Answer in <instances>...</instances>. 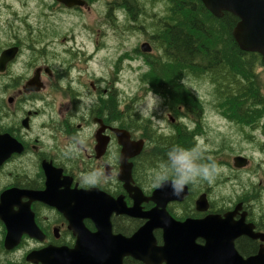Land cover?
<instances>
[{
	"label": "flooded vegetation",
	"instance_id": "flooded-vegetation-1",
	"mask_svg": "<svg viewBox=\"0 0 264 264\" xmlns=\"http://www.w3.org/2000/svg\"><path fill=\"white\" fill-rule=\"evenodd\" d=\"M99 1H86L87 7ZM131 1L135 10L138 0ZM112 3L106 4L109 14L128 20L117 0ZM56 4L70 12L87 8ZM15 22L26 20L0 23L10 27L12 38L2 43L0 56L14 50L0 71V264H199L197 260L220 258L233 264L235 254L243 260L260 256L264 262L262 212L255 218L246 205L255 191L236 200L216 198L217 185L206 183L203 188L201 180L174 196L169 183L157 179L171 165L169 153L185 162L188 153L195 154L196 144L187 150L170 140L186 130L194 133L195 141L198 128L190 130L184 116L200 117L202 111L195 115L191 106L186 111L181 104L173 110L145 83V93L162 99L169 118L157 114L153 122L137 111L123 112L118 82L110 91L102 88L103 76L84 82L79 73L71 74L75 50L82 46L62 48L60 55L51 40L56 33L39 27L24 32L19 24L11 26ZM51 55L61 57L60 70L45 65ZM75 85L85 91L76 92ZM50 86L68 87L69 105L62 112L56 108L59 115L43 94ZM109 99L115 111L105 107ZM125 141L130 146L124 153ZM188 159L190 166L203 165L201 159ZM232 167L236 169L234 162ZM105 198L115 202L109 217ZM138 233L139 242L129 244L140 248L144 261L132 255L118 261L117 243L133 241ZM167 241L173 244L157 253Z\"/></svg>",
	"mask_w": 264,
	"mask_h": 264
},
{
	"label": "rangeland",
	"instance_id": "rangeland-1",
	"mask_svg": "<svg viewBox=\"0 0 264 264\" xmlns=\"http://www.w3.org/2000/svg\"><path fill=\"white\" fill-rule=\"evenodd\" d=\"M112 1L100 0L91 4L92 6L89 4L86 11L70 12L58 6L54 0H0V23L7 20L9 24L25 18V24L15 22L11 26L16 28L19 24L24 32L37 30L39 27L44 32L56 33L58 37L51 40L59 49L60 55L62 48L82 46V50H75L74 61L71 62L75 69L71 72L72 75L79 73V78H85L84 82L103 76L106 86L103 85L102 88L110 91L113 84L118 82L116 88L119 91L120 110L137 111L153 119V122L157 121L158 115L167 119L169 117L162 110V99L147 95L149 89L142 82V77L148 72V66L139 55L143 43L150 45L151 56L161 55L151 38L156 34L154 31L159 26V20L165 16L167 3L138 0L135 10L129 5L134 10V20L124 8L127 20L122 16L118 17V13L114 17L109 14L106 4H111ZM117 2L121 3V0ZM127 2L133 4L130 0ZM110 6L116 7L114 3ZM9 29L10 27H0V48L2 43L12 39L9 37ZM137 49L139 53L135 52ZM60 58L51 55L46 59L45 65H53L60 70V66L57 67ZM255 75L264 98V67L260 64L255 67ZM72 87L77 89L76 92L85 91L82 86ZM186 87L203 104L200 117H194L188 112L184 116L189 129L198 128L199 131L195 140L196 152L187 154L186 163L191 165L188 158L201 159L206 163L214 160L218 164L213 180L217 185L214 187L215 197L236 200L241 195H251L255 191L256 196L246 205L255 218L262 212L264 220V120L258 121L253 128L228 121L218 107L216 87L205 78H192L187 81ZM85 88L88 92L91 91L89 86ZM43 94L48 98V104L54 105V112H57L56 108L62 112L69 105L67 86H50ZM7 95L8 93L5 98ZM237 157L248 161L241 170L232 167V162ZM206 183L208 182L203 181V188Z\"/></svg>",
	"mask_w": 264,
	"mask_h": 264
},
{
	"label": "trees",
	"instance_id": "trees-1",
	"mask_svg": "<svg viewBox=\"0 0 264 264\" xmlns=\"http://www.w3.org/2000/svg\"><path fill=\"white\" fill-rule=\"evenodd\" d=\"M127 1L117 2V8H126L134 20V10ZM148 1H165L167 9L151 38L161 55L154 57L138 52L148 66L142 82L174 110L178 104L184 105L186 111L191 106L198 115L203 104L187 89L186 83L192 78H205L216 87L218 107L224 117L244 126H253L263 118L264 98L255 75V67L262 65L261 58L242 51L235 42L232 30L238 19L229 13L216 18L200 0ZM104 103L110 110H116L111 99ZM193 136L194 133L181 130L170 142L177 141L190 150L195 146ZM203 165L212 163L204 161Z\"/></svg>",
	"mask_w": 264,
	"mask_h": 264
},
{
	"label": "water",
	"instance_id": "water-1",
	"mask_svg": "<svg viewBox=\"0 0 264 264\" xmlns=\"http://www.w3.org/2000/svg\"><path fill=\"white\" fill-rule=\"evenodd\" d=\"M57 3L63 5L66 8L73 7H83L86 3L82 0H55ZM205 9L210 12L214 17L221 18L224 13H229L238 19V22L234 29L232 30V36L237 43L238 47L247 53H257L261 56V60L264 63V0H200ZM141 51L144 53L150 52V47L148 44L141 45ZM14 54V50L5 51L0 56V71L4 70L5 64L9 57ZM124 153L128 151L129 144L124 142ZM246 164V160L237 157L234 159V167L241 168ZM104 199V198H103ZM107 203V217L111 215L114 211L115 202L110 201L109 198H105ZM108 221V219H107ZM219 227V226H218ZM219 232L221 230L218 228ZM237 233V232H236ZM141 239V233H138L133 241H120L117 243L118 250L116 251V256L118 261L122 256L132 255L135 259L144 261L141 256L140 248L134 249L129 243L139 242ZM123 244V245H122ZM125 244V245H124ZM173 244L172 242L166 243L167 247L162 249H155L157 253L162 254L165 249H169L168 246ZM108 245H110L108 243ZM126 247L130 248V251L126 250ZM173 247V246H172ZM139 250V252L137 251ZM196 258V253L191 252ZM190 252H184L182 255H188ZM190 256V258H191ZM203 256V255H202ZM197 260V259H196ZM199 264H227L223 259H219L214 262H204L199 261ZM262 259L260 256L249 258L243 260L235 254V262L233 264H264L261 263ZM147 263V262H145ZM195 264V263H189Z\"/></svg>",
	"mask_w": 264,
	"mask_h": 264
},
{
	"label": "clouds",
	"instance_id": "clouds-1",
	"mask_svg": "<svg viewBox=\"0 0 264 264\" xmlns=\"http://www.w3.org/2000/svg\"><path fill=\"white\" fill-rule=\"evenodd\" d=\"M171 157L170 167H165L158 175L159 182H168L172 195L182 194L184 186L194 184L199 181H207L211 184L214 180V173L217 171L216 165L189 166L179 155L168 154ZM199 177V179H197Z\"/></svg>",
	"mask_w": 264,
	"mask_h": 264
},
{
	"label": "bare ground",
	"instance_id": "bare-ground-1",
	"mask_svg": "<svg viewBox=\"0 0 264 264\" xmlns=\"http://www.w3.org/2000/svg\"><path fill=\"white\" fill-rule=\"evenodd\" d=\"M176 115V114H175ZM138 123V122H137ZM215 200V199H214ZM216 202V201H215Z\"/></svg>",
	"mask_w": 264,
	"mask_h": 264
}]
</instances>
